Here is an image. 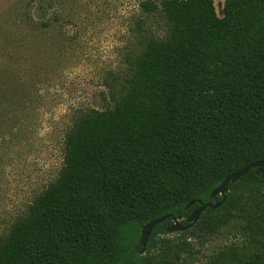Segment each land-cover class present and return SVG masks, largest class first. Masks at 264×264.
Segmentation results:
<instances>
[{
	"label": "trees",
	"instance_id": "trees-1",
	"mask_svg": "<svg viewBox=\"0 0 264 264\" xmlns=\"http://www.w3.org/2000/svg\"><path fill=\"white\" fill-rule=\"evenodd\" d=\"M53 6L21 0L0 17L4 140L50 79L46 41L32 53V36L60 21ZM140 8L164 20L165 35L137 21L139 47L104 77L105 105L70 116L58 176L1 240L0 264H180L232 223L261 250L228 264H264L257 168L193 227L168 232V219L144 252L140 242L149 221L174 214L188 225L200 207L186 208L191 200L221 201L211 193L226 177L264 160V0H223L220 12L214 0H142Z\"/></svg>",
	"mask_w": 264,
	"mask_h": 264
},
{
	"label": "rangeland",
	"instance_id": "rangeland-1",
	"mask_svg": "<svg viewBox=\"0 0 264 264\" xmlns=\"http://www.w3.org/2000/svg\"><path fill=\"white\" fill-rule=\"evenodd\" d=\"M20 1L0 0V17ZM53 1L51 15L60 11V21L52 22L44 37L32 36V53L46 41L50 72L45 78L50 79L25 121L16 124L5 140L0 137V242L13 223L27 214L35 197L57 178L63 162L64 127L72 113L77 107L105 105L104 77L110 71H122L125 55L139 47L137 21H145L147 34L163 37L166 33L160 16L141 10L142 0ZM214 1L220 12L223 0ZM248 237L242 225L232 223L203 246L197 245L200 251L186 255L180 264H228L248 257L261 250Z\"/></svg>",
	"mask_w": 264,
	"mask_h": 264
},
{
	"label": "water",
	"instance_id": "water-1",
	"mask_svg": "<svg viewBox=\"0 0 264 264\" xmlns=\"http://www.w3.org/2000/svg\"><path fill=\"white\" fill-rule=\"evenodd\" d=\"M251 168H257V172L264 177V160H258V161H255V162L247 165L243 169L229 175L228 177H226L221 182V184L219 186H217L212 191L211 198H214L216 196H222L223 199L221 201L214 202L211 200L209 202L203 203L200 199L191 200L187 204L186 208H189L190 206H192L196 202L200 204V207L196 208L190 214V216L186 219V221L188 222V225L182 224L183 217L176 216L174 214H165V215H163L159 218L153 219V220L149 221L148 223H146L145 225H143L141 238H140V242H141V245L143 247L142 252L145 251L146 246H147V244L150 240V237L152 235V232L157 225L163 223L165 220L170 219V220H172V224L167 228L168 232L185 231V230L193 227L198 222L201 214L208 207L213 208V209H217L225 202V200L227 198V192H228L229 184L230 183H236L241 177L248 174L249 171L251 170Z\"/></svg>",
	"mask_w": 264,
	"mask_h": 264
}]
</instances>
